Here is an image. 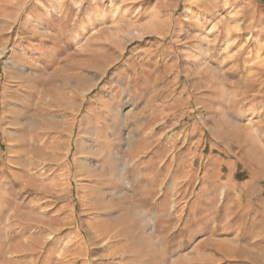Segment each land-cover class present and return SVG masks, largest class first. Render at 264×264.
<instances>
[{"label": "rangeland", "instance_id": "obj_1", "mask_svg": "<svg viewBox=\"0 0 264 264\" xmlns=\"http://www.w3.org/2000/svg\"><path fill=\"white\" fill-rule=\"evenodd\" d=\"M0 264H264V0H0Z\"/></svg>", "mask_w": 264, "mask_h": 264}, {"label": "bare ground", "instance_id": "obj_2", "mask_svg": "<svg viewBox=\"0 0 264 264\" xmlns=\"http://www.w3.org/2000/svg\"><path fill=\"white\" fill-rule=\"evenodd\" d=\"M135 29H137V27H136ZM147 29H148L147 26H140V27H138L137 30H140V31H142V33H145ZM138 32H139V31H138ZM117 173H118V172H117ZM120 175H121V174H120Z\"/></svg>", "mask_w": 264, "mask_h": 264}]
</instances>
